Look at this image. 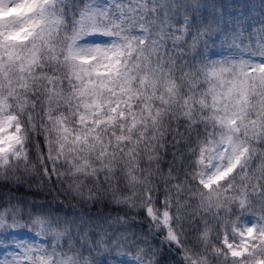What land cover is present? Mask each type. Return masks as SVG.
I'll return each mask as SVG.
<instances>
[{
	"label": "snow or ice",
	"instance_id": "snow-or-ice-1",
	"mask_svg": "<svg viewBox=\"0 0 264 264\" xmlns=\"http://www.w3.org/2000/svg\"><path fill=\"white\" fill-rule=\"evenodd\" d=\"M21 164L117 215L0 196V264H264V3L0 0V185Z\"/></svg>",
	"mask_w": 264,
	"mask_h": 264
},
{
	"label": "trees",
	"instance_id": "trees-1",
	"mask_svg": "<svg viewBox=\"0 0 264 264\" xmlns=\"http://www.w3.org/2000/svg\"><path fill=\"white\" fill-rule=\"evenodd\" d=\"M202 2H205V0H202ZM208 2H211V0H208ZM216 3L227 5L229 8V11L232 12L235 16H240L241 13L247 14H253L257 18L261 11V4L264 3V0H215ZM207 9L203 10L204 15L208 14ZM213 51L219 52V48L213 49ZM183 129H181L182 131ZM172 150H169V153ZM171 155L165 156V160H171ZM165 172L167 171V166L162 165ZM24 166L21 164L20 169L17 171L16 175L20 176L22 178L21 184H9L7 187H4L3 185H0V196H6V195H16V196H24L31 200H35L37 202L41 203H49L52 202L54 204H59L62 206L64 211L71 216L73 212L79 213L82 208H87L88 212L95 216L97 212L102 213H111L112 216L117 215L116 206L107 204H88L83 205L82 202L79 199H73L71 198V193L67 192L66 185H54L49 184L47 182L43 181V178L39 176L38 174H32V173H25L23 170ZM31 185V187H29ZM68 197V198H66ZM123 208V206H121ZM127 211L128 217H134L137 223H134L131 225L129 230H136L137 233H139V230L141 228H144L145 232L147 230V221H144L143 224L138 223L139 221L144 220L142 215H137V212L135 210L124 208L123 211H119V215H124V212ZM126 217V218H128ZM113 228H109V231H113ZM116 231H124V228H118L115 229ZM189 232L191 233L187 243L186 247L192 248L194 251L203 253V245L199 243L196 239V233L194 230L189 229ZM162 234H157L156 238L152 240V244L156 245L157 247H160L159 240L161 239ZM151 239V238H150ZM215 243V241H213ZM173 249L175 250V246L173 245ZM164 251L167 253V246H164ZM178 250H175L173 253L168 254L169 259L173 262L179 260V256L175 255V252ZM84 255H89L88 252H84ZM207 259L209 260V264H216V258L208 254ZM101 260H113V261H119L121 260L120 257H117L115 255V251L111 255L105 254L101 256Z\"/></svg>",
	"mask_w": 264,
	"mask_h": 264
},
{
	"label": "rangeland",
	"instance_id": "rangeland-1",
	"mask_svg": "<svg viewBox=\"0 0 264 264\" xmlns=\"http://www.w3.org/2000/svg\"><path fill=\"white\" fill-rule=\"evenodd\" d=\"M120 259H125V258H123V257H120ZM106 261V260H105Z\"/></svg>",
	"mask_w": 264,
	"mask_h": 264
}]
</instances>
